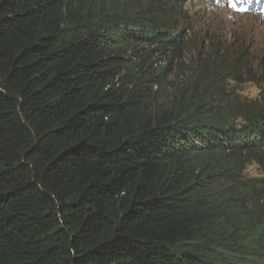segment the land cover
<instances>
[{
  "label": "trees",
  "instance_id": "obj_1",
  "mask_svg": "<svg viewBox=\"0 0 264 264\" xmlns=\"http://www.w3.org/2000/svg\"><path fill=\"white\" fill-rule=\"evenodd\" d=\"M187 1L0 0V264H264V76Z\"/></svg>",
  "mask_w": 264,
  "mask_h": 264
},
{
  "label": "rangeland",
  "instance_id": "obj_2",
  "mask_svg": "<svg viewBox=\"0 0 264 264\" xmlns=\"http://www.w3.org/2000/svg\"><path fill=\"white\" fill-rule=\"evenodd\" d=\"M205 11L211 10L213 6H219L213 10L211 14H204L200 11V7ZM184 8L186 9L188 15V21L194 26L196 30L195 34L206 35L212 42L211 51L219 50L220 48L228 49L235 40L234 44H238L240 40L245 42L244 49H248V53L252 55V59H256L252 62V68H244L245 74H255L264 76V19L262 18L264 14V1L260 6V14L254 15H235L229 10L227 0H189ZM199 13L200 22H195L193 15ZM193 37V35H191ZM197 44H191L187 50L191 52L188 55L189 66L191 68L196 67L201 68L206 72L210 66L216 63H224L230 70L236 71L235 61L229 56V53L223 60H215L207 56L206 54L201 57H196L194 54L197 51ZM238 48V46H237ZM236 46L232 49H237ZM234 52V50L232 51ZM194 55V56H193ZM179 76L178 72H173L169 77L168 81L163 85L162 92L160 95L162 98H168L169 92L173 89L176 82V76ZM241 76V71H240ZM229 77V81L225 83V89H234L235 92L246 96L247 98H255L257 93L256 83H241L243 77H239L240 85H233L232 78L230 75L224 76ZM259 93V90H258ZM246 102V101H245ZM260 171H258L254 166L248 167L246 170V175L249 177L259 176Z\"/></svg>",
  "mask_w": 264,
  "mask_h": 264
},
{
  "label": "bare ground",
  "instance_id": "obj_3",
  "mask_svg": "<svg viewBox=\"0 0 264 264\" xmlns=\"http://www.w3.org/2000/svg\"><path fill=\"white\" fill-rule=\"evenodd\" d=\"M188 1H189V0H188ZM188 1H187V2H188ZM187 2H186V3H187ZM184 6H185V5H184ZM199 7H200V6H199ZM217 7L220 9L219 6H213V7H211V10H207V11H205L204 9H202V8L200 7V11L203 12L204 14H211V13H213V10H214L215 8H217ZM184 10H186V9L184 8ZM186 13H187V11H186ZM187 15H188V13H187ZM183 20H184V22H186V21L189 22L188 19H187V17H185ZM189 24H190V26L193 28L192 31H191V33H190V35H189V37H190L191 35H193V37H194V36H197L198 34H195V33H196V30H194V26H193L190 22H189ZM191 37H192V36H191ZM193 37H192V38H193Z\"/></svg>",
  "mask_w": 264,
  "mask_h": 264
}]
</instances>
